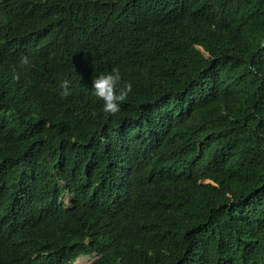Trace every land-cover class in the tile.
<instances>
[{
  "label": "trees",
  "instance_id": "1",
  "mask_svg": "<svg viewBox=\"0 0 264 264\" xmlns=\"http://www.w3.org/2000/svg\"><path fill=\"white\" fill-rule=\"evenodd\" d=\"M17 5L0 0V264H264V0ZM114 68L132 90L110 115L91 83Z\"/></svg>",
  "mask_w": 264,
  "mask_h": 264
},
{
  "label": "clouds",
  "instance_id": "2",
  "mask_svg": "<svg viewBox=\"0 0 264 264\" xmlns=\"http://www.w3.org/2000/svg\"><path fill=\"white\" fill-rule=\"evenodd\" d=\"M13 1L19 12H22L24 8L18 7V0ZM28 64L29 57L27 56L22 57L19 61L20 66H26ZM6 66L7 64L0 63V71H3ZM121 79V73L118 69L114 68L111 71L99 73L92 80V93L97 97L96 99L99 101L100 105H102V110L106 114L115 115L118 113L121 103L127 99L132 90L131 82H126L121 85ZM59 87L61 90L60 94L68 96L72 92V81L70 79H62L59 82Z\"/></svg>",
  "mask_w": 264,
  "mask_h": 264
},
{
  "label": "rangeland",
  "instance_id": "3",
  "mask_svg": "<svg viewBox=\"0 0 264 264\" xmlns=\"http://www.w3.org/2000/svg\"><path fill=\"white\" fill-rule=\"evenodd\" d=\"M97 259H98V256H93V257L84 256V257L79 258L76 261V264H88L90 261L92 262Z\"/></svg>",
  "mask_w": 264,
  "mask_h": 264
}]
</instances>
